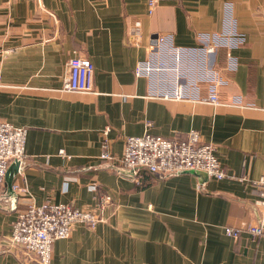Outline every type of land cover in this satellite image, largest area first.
<instances>
[{
    "label": "crops",
    "instance_id": "obj_1",
    "mask_svg": "<svg viewBox=\"0 0 264 264\" xmlns=\"http://www.w3.org/2000/svg\"><path fill=\"white\" fill-rule=\"evenodd\" d=\"M73 56L94 66L89 93L61 90ZM210 88L217 105L201 100ZM0 118L27 129L12 181L25 190L0 183V236L30 203L85 209L108 195L104 220L73 225L51 264H264V233L225 231L262 217L264 0H0ZM106 127L115 155L127 136L197 130L228 177L135 179L99 158ZM0 264L36 260L5 252Z\"/></svg>",
    "mask_w": 264,
    "mask_h": 264
},
{
    "label": "built area",
    "instance_id": "obj_2",
    "mask_svg": "<svg viewBox=\"0 0 264 264\" xmlns=\"http://www.w3.org/2000/svg\"><path fill=\"white\" fill-rule=\"evenodd\" d=\"M159 1L148 0V5L153 7ZM131 33L138 37L139 21L131 27ZM164 43V36L153 42L154 46ZM93 75L94 66L89 59L73 56L66 63L61 90L89 93L93 90ZM201 100L214 105L219 104V96L214 88H210ZM108 130L106 127L99 158L126 172L130 171L128 173L135 179L139 177V171L142 169L154 176L200 170L216 180L228 177L214 153V147L209 143H200V134L197 130L189 131L185 139L164 138L148 132L139 136H127L120 155H115L109 150V142L105 135ZM26 134L25 127L14 126L0 118V183L4 182L7 169L15 160L19 161L17 173L21 175V165L26 158ZM59 153L67 156L63 150ZM254 184L258 194L254 201L255 212L262 214V217L257 225H247L244 228L227 227L226 233L234 238L242 231L251 233L253 237L264 233V175L255 180ZM92 188L96 190V186ZM12 189L22 192L25 187L23 184L13 182ZM111 203L108 195L99 196L91 208L85 209L50 201L30 203L25 211L17 215L11 224L9 234L0 236V253L14 252L24 260L33 257L36 264H51L54 241L67 238L75 224L95 228L104 220V210L110 207Z\"/></svg>",
    "mask_w": 264,
    "mask_h": 264
},
{
    "label": "water",
    "instance_id": "obj_3",
    "mask_svg": "<svg viewBox=\"0 0 264 264\" xmlns=\"http://www.w3.org/2000/svg\"><path fill=\"white\" fill-rule=\"evenodd\" d=\"M18 167H19V161H17V160L13 161L9 165L7 172H6V175H5V178H4V182H5V185H6L7 190H8V195L10 194L9 196H11L13 194L12 181H13L14 176L17 174ZM122 171H125V170H122ZM128 172H130V171H128ZM188 172L197 175L203 181L208 177L204 171L197 170V171H188Z\"/></svg>",
    "mask_w": 264,
    "mask_h": 264
}]
</instances>
